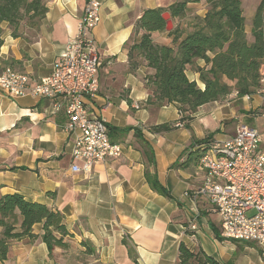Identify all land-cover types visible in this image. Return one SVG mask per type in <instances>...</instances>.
<instances>
[{
    "label": "crops",
    "instance_id": "obj_1",
    "mask_svg": "<svg viewBox=\"0 0 264 264\" xmlns=\"http://www.w3.org/2000/svg\"><path fill=\"white\" fill-rule=\"evenodd\" d=\"M88 1L45 0L47 13L39 27L23 28L17 38L4 24L0 57L6 66L32 82L49 76L65 43L76 34ZM98 1L100 20L91 36L102 63L99 91L85 105L105 123L111 142L122 146V155L88 173L73 172L71 167L82 163L72 156L74 135L64 130V113H53L46 99L10 98L0 91V197L20 194L28 202L59 211L71 235L64 238L67 248L49 253L41 241L42 225H34L37 240L12 242L0 264H135L129 249L138 264H176L181 243L191 251L203 250L220 264H264L248 256L253 249L238 252L240 241L216 239L221 229L218 214L204 197L193 200L204 180L197 160L202 143L228 141L237 124L243 123L258 131L259 151L264 154V95L238 98L233 91L221 102L201 106L184 121L188 114L181 116L177 104L148 105L145 77L153 70L140 66L131 71L127 46L145 10L178 0ZM260 1L240 0L249 43ZM244 5H251L247 16ZM204 14L196 12L200 17ZM152 37L157 45H173V37L158 32ZM196 66L203 67L204 62L197 61ZM260 74L264 77V61ZM186 75L203 88L191 68ZM180 122L182 127H176ZM163 124L172 128L151 130ZM144 143L153 151V166H147ZM147 170L172 199L150 188ZM88 247L94 254H86Z\"/></svg>",
    "mask_w": 264,
    "mask_h": 264
},
{
    "label": "trees",
    "instance_id": "obj_2",
    "mask_svg": "<svg viewBox=\"0 0 264 264\" xmlns=\"http://www.w3.org/2000/svg\"><path fill=\"white\" fill-rule=\"evenodd\" d=\"M196 2L198 0H178L168 7V12L172 18H182L189 10L187 5ZM205 2L209 8L204 17H195L191 32L183 38L184 31L178 28L167 33L173 37V46L154 44L150 37V33L164 30L161 14L166 10L162 8L147 9L142 13L135 23L134 31L145 33L139 41L127 46L131 71L140 66L153 70L152 75L145 77L146 87L150 91L147 104L154 108L177 104L181 116L188 114L182 118L183 121L190 120V115L201 106L221 102L233 91L238 98H242L255 94L260 86V68L264 61V0L260 1L252 19L251 43L246 38L240 0ZM46 13L45 0H0V48L3 46L4 24L11 31V36L17 38L23 28L37 29ZM197 61H203L204 66H196ZM6 65L0 57V73ZM188 68L198 74L203 88L188 79ZM171 128V125L163 124L151 130L159 132ZM129 130L125 129V132ZM143 154L147 166H153L154 154L147 144ZM145 179L154 192L172 199L154 173L147 170ZM37 224L42 225L41 241L49 253L55 248H67L64 238L71 235L59 211L43 204L28 202L20 194L1 196L0 261L6 260L12 242L24 240L31 243L37 240L38 236L33 233V226ZM215 237L222 240L217 233ZM257 251L264 263V248L257 246ZM86 252L88 255L94 254L90 247ZM128 253L134 263L138 264L130 249ZM176 264L220 263L203 250L191 251L181 243Z\"/></svg>",
    "mask_w": 264,
    "mask_h": 264
},
{
    "label": "built area",
    "instance_id": "obj_3",
    "mask_svg": "<svg viewBox=\"0 0 264 264\" xmlns=\"http://www.w3.org/2000/svg\"><path fill=\"white\" fill-rule=\"evenodd\" d=\"M100 7L98 0L86 3L76 34L65 43L49 76L32 82L9 67L0 73V91L8 97L43 98L53 113H64V130L74 135L72 156L82 163L71 167L75 173H88L95 165L122 155V146L111 142L105 123L85 105L99 91L102 63L91 33L99 23ZM262 30L264 33V18ZM259 84L255 94L264 95L263 76ZM260 143L258 131L243 123L237 124L232 139L203 143L199 167L204 180L193 200L204 197L213 206L220 218V237L264 248V154L259 151ZM191 229L195 230L194 224Z\"/></svg>",
    "mask_w": 264,
    "mask_h": 264
},
{
    "label": "rangeland",
    "instance_id": "obj_4",
    "mask_svg": "<svg viewBox=\"0 0 264 264\" xmlns=\"http://www.w3.org/2000/svg\"><path fill=\"white\" fill-rule=\"evenodd\" d=\"M248 6H251V5H244L243 8H244V12H245V15L247 16L248 14ZM168 7L169 5H163L161 8L162 9H165L166 11H168ZM187 7H190V10H187L186 13L184 14V16L182 18H172V21H173V29H180V30H183L184 32L186 33H189L192 31V25L196 22L195 20V17H200L199 15H196V12H200V13H203L205 12L206 14V11L208 10L209 6L206 4L205 0H198V2L196 3H193V5H187ZM194 9L193 10H191ZM196 10V11H195ZM256 11V10H255ZM204 14V15H205ZM204 17V16H203ZM253 19V18H252ZM263 24V23H262ZM244 28H245V24H244ZM3 29H4V26H3ZM171 30V31H172ZM263 31V30H262ZM5 32V31H4ZM145 32L144 31H138V32H135L134 31V35H133V42L134 43L135 41H139L141 36L144 34ZM160 35L162 36H168L167 35V32L165 30H163L162 32H158ZM152 34L153 33H150V37H151V40L154 44L155 41L152 37ZM170 37V36H168ZM173 39V38H172ZM173 46V45H172ZM138 61V59H137ZM244 98V97H242ZM237 244H239L236 248H237V251H243L245 248H250V249H253V253L252 254H248V256L251 258V259H255L256 261L258 260H262V258L260 257L258 251H257V246L254 245V244H250V246L248 244H242L241 242H236ZM259 249V248H258ZM253 256V257H252ZM255 262V261H254ZM263 262V260H262Z\"/></svg>",
    "mask_w": 264,
    "mask_h": 264
},
{
    "label": "water",
    "instance_id": "obj_5",
    "mask_svg": "<svg viewBox=\"0 0 264 264\" xmlns=\"http://www.w3.org/2000/svg\"><path fill=\"white\" fill-rule=\"evenodd\" d=\"M161 19L164 22V30L168 33L173 29V21L168 11L161 14Z\"/></svg>",
    "mask_w": 264,
    "mask_h": 264
}]
</instances>
